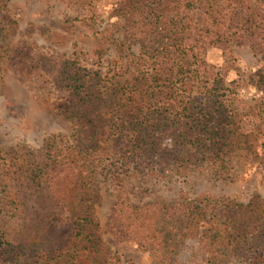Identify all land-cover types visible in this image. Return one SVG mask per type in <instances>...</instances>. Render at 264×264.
<instances>
[{
    "label": "trees",
    "instance_id": "trees-1",
    "mask_svg": "<svg viewBox=\"0 0 264 264\" xmlns=\"http://www.w3.org/2000/svg\"><path fill=\"white\" fill-rule=\"evenodd\" d=\"M259 1L120 0L117 24L146 55L129 63L121 53L103 75L78 56H46L33 42L17 41L18 21L8 0H0V78L6 64L39 77L66 94L60 113L76 121L72 141L53 135L38 151L0 152V262L121 264L94 211L107 173L116 197L127 201L125 178L111 167L113 159L103 162L107 156L133 175L156 178L247 174L249 159L255 153L260 160L264 146V110L241 113L230 104L238 86L234 80L227 86L226 72L237 66L234 47L264 54ZM214 47L222 51L219 67L208 59ZM97 54L101 58L102 50ZM263 85L264 72L256 82ZM246 116L256 119L248 129ZM234 161L244 166L235 175ZM5 211L17 220L8 225ZM107 225L120 244L147 253L152 264H177L190 239L203 253L202 264H264V196L258 192L243 202L181 191L128 211L116 206Z\"/></svg>",
    "mask_w": 264,
    "mask_h": 264
},
{
    "label": "rangeland",
    "instance_id": "rangeland-1",
    "mask_svg": "<svg viewBox=\"0 0 264 264\" xmlns=\"http://www.w3.org/2000/svg\"><path fill=\"white\" fill-rule=\"evenodd\" d=\"M13 17L18 21L15 35L17 41H31L46 56H78L81 62L91 68H100L106 74L111 60L121 53L127 62H137L139 55H146L139 41L125 38L122 27L117 24L114 10L120 0H8ZM260 5L259 0H253ZM264 15V10L262 11ZM102 50V57L97 54ZM237 66L226 72L227 86L231 80L237 83V92L232 93L229 102L241 113L264 110V85L256 82L264 72V54L254 52L250 46L234 47ZM146 58V56H143ZM209 61L219 67L223 62L222 51L211 48ZM118 80V79H116ZM120 80V79H119ZM115 81V80H113ZM66 94L50 85L42 84L37 76L20 74L16 68L6 64L0 78V152H12L20 147L32 151L40 150L46 139L53 135L64 141H72L76 134V121L65 117L60 109L67 103ZM263 104V105H262ZM258 106L257 109L254 106ZM244 124L252 127L254 117L246 116ZM260 160L254 153L249 159L247 174L235 179H222L209 173H193L188 176L150 177L145 172L133 175L132 170L122 169L120 161L110 158L103 161L111 167H119L125 178L127 201L120 200L114 193L110 173L101 177V196L94 204V211L100 221L104 242L112 249L121 264H152L153 259L136 247L120 244L108 230V220L118 206L128 211L133 204H140L157 197H174L181 191L189 197L210 195L227 196L247 202L255 192L264 196V146L259 149ZM107 159V160H106ZM107 161V162H106ZM241 163L232 164L241 171ZM127 169H130L126 167ZM244 168V166H243ZM246 171V170H245ZM131 175V176H130ZM7 224L17 218L5 211L2 215ZM1 216V217H2ZM35 259H23L19 264H34ZM155 262V261H154ZM203 253L195 239L185 243L177 264H202ZM0 264H6L0 262ZM233 264H248L242 260Z\"/></svg>",
    "mask_w": 264,
    "mask_h": 264
}]
</instances>
